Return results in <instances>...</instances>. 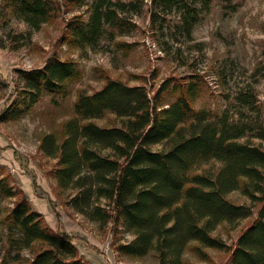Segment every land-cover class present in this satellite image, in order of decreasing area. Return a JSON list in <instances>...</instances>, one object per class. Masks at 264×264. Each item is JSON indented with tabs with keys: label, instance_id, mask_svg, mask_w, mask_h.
<instances>
[{
	"label": "trees",
	"instance_id": "obj_1",
	"mask_svg": "<svg viewBox=\"0 0 264 264\" xmlns=\"http://www.w3.org/2000/svg\"><path fill=\"white\" fill-rule=\"evenodd\" d=\"M14 1L19 16L34 27L52 21L64 8L87 2ZM188 1L152 0L154 17L179 9L190 26ZM135 2L94 0L88 17L73 14L64 20L62 41L80 51L95 49L105 31L113 36L131 24ZM177 51L183 53L182 48ZM79 75L75 60L53 55L28 76V98L12 102L7 116L20 117L21 106L29 109L44 91H61ZM165 92L175 99L164 101ZM200 92L198 82L169 79L152 97L146 85L108 79L93 93L80 91L75 116L65 123L61 139L55 133L44 135L41 150L57 159L59 188L78 214L103 229L110 224L123 227L133 239L121 243L119 252L136 258L154 253L158 264H183L193 242L199 252L202 247L227 249L213 233L222 223L251 217L246 205L228 198L242 190L262 206L231 259L234 264H264V149L246 137V127L230 124L227 115L212 119L206 110H196ZM245 94L237 95L243 106L249 105ZM107 115L113 116L114 125L96 122ZM255 136L264 140V130ZM209 161L221 164L213 176L194 172ZM17 195L0 172V264H89L74 239L50 227L26 198L5 210L3 204ZM255 232L260 239L255 240Z\"/></svg>",
	"mask_w": 264,
	"mask_h": 264
},
{
	"label": "rangeland",
	"instance_id": "obj_2",
	"mask_svg": "<svg viewBox=\"0 0 264 264\" xmlns=\"http://www.w3.org/2000/svg\"><path fill=\"white\" fill-rule=\"evenodd\" d=\"M12 1L6 4L0 0V172L18 195L3 204L5 210L26 198L50 227L74 239L89 264H158L154 253L136 258L119 252L121 243L133 239L129 232L114 224L103 229L68 204L55 176L58 161L42 152L41 141L49 133L61 139L65 123L75 116L80 91L93 93L108 79H117L146 85L153 97L158 88L174 79L198 82L201 92L195 109L206 110L212 119L227 115L230 124L246 127V137L264 149V140L255 136L264 130V0H189L186 14L190 26L184 24L179 9L168 10L166 15L157 13L154 21L157 10L152 0H136L131 24L113 36L105 31L95 49L86 51L71 48L61 36L64 20L73 14L88 17L94 0L64 8L40 27L28 25ZM53 55L75 60L78 78L61 91H44L29 109L21 106L20 117H8L12 102L28 98V76L43 68ZM240 91L246 93L249 105L237 100ZM174 99L171 92L163 94L164 101ZM96 122L114 125L112 115ZM220 167V163L209 161L194 172L213 176ZM228 198L246 205L251 217L237 224L222 223L214 231L227 249L202 247L199 252V244L191 243L183 264H234L232 250L257 219L262 204H255L242 190ZM253 235L260 239L259 232ZM9 261L14 263L12 258Z\"/></svg>",
	"mask_w": 264,
	"mask_h": 264
}]
</instances>
